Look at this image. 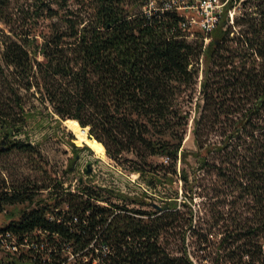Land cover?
<instances>
[{
    "label": "trees",
    "instance_id": "16d2710c",
    "mask_svg": "<svg viewBox=\"0 0 264 264\" xmlns=\"http://www.w3.org/2000/svg\"><path fill=\"white\" fill-rule=\"evenodd\" d=\"M129 1L34 0L50 18L58 16L52 4L65 10V26L53 24L42 42L31 35L3 41L0 155L36 153L12 136L24 132L15 117L18 110L25 116L20 87L36 89L59 121L88 128L111 160L140 174L161 205L150 212L143 209L150 205L146 193L129 198L81 183L52 206L35 202L40 188L0 182V212L38 205L0 228L37 245L8 264H63L64 255L77 257L76 264H264V0L242 2L244 13L233 25L228 11L239 0H229L206 49L203 34L187 41L184 18L166 5L171 2L150 9L141 0L149 11L134 13ZM202 58L193 154L183 149L190 116L175 104L196 85ZM190 155L197 168L182 169L185 199L179 202V192L166 188L179 176L180 159L186 164ZM155 157L163 161L151 163ZM113 199H130L141 209Z\"/></svg>",
    "mask_w": 264,
    "mask_h": 264
},
{
    "label": "rangeland",
    "instance_id": "374dc122",
    "mask_svg": "<svg viewBox=\"0 0 264 264\" xmlns=\"http://www.w3.org/2000/svg\"><path fill=\"white\" fill-rule=\"evenodd\" d=\"M149 1L150 9L162 7L161 5L163 4L161 3L165 1L171 2V4L167 3L166 5L176 6L178 12L186 16L193 24L187 33V41L189 43H194L198 38H201L202 31L200 24L203 22V9L198 6L199 0ZM219 1V4L223 3L225 6L229 0L225 2L222 0ZM244 1L245 0H239L234 4L233 8L228 11L230 25H233L235 20L244 13L242 9V2ZM141 2V0H130L127 8L134 13L142 11L148 12L149 10L147 7H142L140 5ZM5 3V9L2 14L0 13L1 63L3 41L7 37L19 41L21 38L31 35L32 37L30 38L37 36L39 41L42 42V36L50 34L53 24H56L60 29L65 26L61 18L65 16L66 11H61L55 3L52 4L51 9L58 12L56 18H50L48 11L40 10L39 5L35 4L34 0H6ZM224 6L220 5L219 10L221 13L223 12ZM249 6L250 5L247 7ZM79 14L80 16H85V11ZM76 18L77 16L75 19ZM38 60L40 61L41 58L38 57ZM195 68L199 69L196 85L178 97L175 104L177 109L182 110L190 116L183 149L193 154L197 152V147L195 146L192 136L193 120L197 115L198 105L203 104L202 95L200 93L201 83L204 79L203 72L206 68L203 58L199 61L198 65H195ZM9 82L15 84V81L11 78ZM19 95L22 98L25 116L22 117V113L18 110L16 112L18 115L16 114L17 116L15 117L17 123H24V132L18 136L13 134V140L20 139L23 142H29L36 149V153L31 155L24 152L11 151L4 152V154L0 155V182H4L8 186L40 188L42 190L37 191L35 202L43 201V203L52 206L60 202L58 196H64L66 192L76 193L81 183L119 192L129 198L133 196L141 197L146 193L148 196L146 201L150 205L143 209L150 212L157 211V208L161 205L160 195L147 188L140 179V174L125 170L124 165L121 166L117 164L111 160L107 154L106 161H103L89 148L78 146L76 144V137L73 132L69 130L66 121H59V117L53 114L48 104H41V95L36 89L28 92L20 87ZM4 97L8 104L11 105V109L14 110V104L9 101L10 95L7 93V90ZM28 115L31 116L27 117ZM71 136H73V139ZM72 144L80 151H75ZM132 158L133 157L130 155H125L123 159L129 160ZM162 161L163 159L161 158H150V162L153 164ZM87 165H90V175L86 174ZM195 168H197V165L196 159L193 156L190 155L188 157L186 164H183L180 159L177 165L179 176L174 178L173 183L166 188L167 193L170 194L179 192V202L185 199V195L182 194L183 184L179 181L181 171L182 169L190 171ZM57 184H60L58 187L59 189H56ZM56 199H58V201ZM193 199H195L194 204L196 205L200 204L202 201L198 196H193ZM113 202L115 204L128 206L131 209H141L139 205L131 203L130 199L119 201L113 199ZM37 206L36 204L31 206L24 204L5 207L4 211L0 212V228H4L11 221L17 220L22 211L33 209ZM184 210L187 211V208ZM66 256H68V261L65 264H76V262H79L77 257H73L72 255H64L62 257L64 258ZM17 259L18 256L14 257L0 248V264H8ZM22 264H30V262L25 261Z\"/></svg>",
    "mask_w": 264,
    "mask_h": 264
},
{
    "label": "built area",
    "instance_id": "2783aa9c",
    "mask_svg": "<svg viewBox=\"0 0 264 264\" xmlns=\"http://www.w3.org/2000/svg\"><path fill=\"white\" fill-rule=\"evenodd\" d=\"M219 0H199V7L203 9V22H201V31L204 35V49L208 46L210 42V34L215 29L216 25L220 19V5L224 6L223 3L219 4ZM198 7V8H199ZM178 11V8H176ZM181 17L184 20L181 23V29L188 30L193 25L192 22L184 15L181 14ZM188 38V35L187 37ZM167 162V159L164 160ZM40 233V232H39ZM43 244V243H42ZM0 248L12 256H21L23 253L29 252V250H36L37 245L33 242L31 244L28 240H24V242H20L13 233L9 231L0 232ZM74 257V256H73ZM65 264V263H63Z\"/></svg>",
    "mask_w": 264,
    "mask_h": 264
},
{
    "label": "bare ground",
    "instance_id": "6f19581e",
    "mask_svg": "<svg viewBox=\"0 0 264 264\" xmlns=\"http://www.w3.org/2000/svg\"><path fill=\"white\" fill-rule=\"evenodd\" d=\"M66 125L68 126L69 130L72 131L76 136V144L78 146H90L95 151L97 157H99L103 161H106L105 147L99 142L88 139V131L82 130L80 124L77 121L67 120Z\"/></svg>",
    "mask_w": 264,
    "mask_h": 264
},
{
    "label": "water",
    "instance_id": "95a60500",
    "mask_svg": "<svg viewBox=\"0 0 264 264\" xmlns=\"http://www.w3.org/2000/svg\"><path fill=\"white\" fill-rule=\"evenodd\" d=\"M81 128H82V127H81ZM82 130H87V131H88V133H87V135H88V139L98 142V141H97L92 135L89 134V130H88V128H82ZM75 137H76V136H75ZM99 143H100V142H99ZM80 147H87V148H89L93 153H95V151L93 150V148H91V147L88 146V145H83V146H80ZM90 173H91L90 165H87L86 174H87V175H90Z\"/></svg>",
    "mask_w": 264,
    "mask_h": 264
}]
</instances>
